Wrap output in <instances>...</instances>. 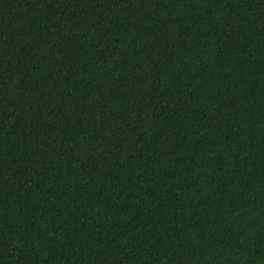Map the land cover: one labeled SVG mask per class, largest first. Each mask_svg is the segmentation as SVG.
I'll return each mask as SVG.
<instances>
[{
  "label": "trees",
  "instance_id": "trees-1",
  "mask_svg": "<svg viewBox=\"0 0 264 264\" xmlns=\"http://www.w3.org/2000/svg\"><path fill=\"white\" fill-rule=\"evenodd\" d=\"M0 264H264V0H0Z\"/></svg>",
  "mask_w": 264,
  "mask_h": 264
}]
</instances>
